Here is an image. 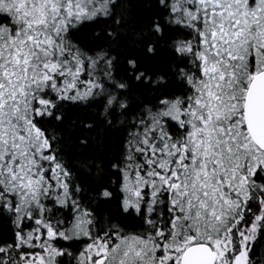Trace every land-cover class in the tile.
Listing matches in <instances>:
<instances>
[{"label":"snow or ice","instance_id":"obj_1","mask_svg":"<svg viewBox=\"0 0 264 264\" xmlns=\"http://www.w3.org/2000/svg\"><path fill=\"white\" fill-rule=\"evenodd\" d=\"M0 264H264V0H0Z\"/></svg>","mask_w":264,"mask_h":264}]
</instances>
